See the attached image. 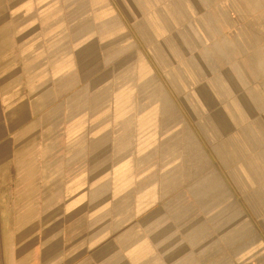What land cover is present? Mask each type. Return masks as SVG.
<instances>
[{"label":"crops","instance_id":"1","mask_svg":"<svg viewBox=\"0 0 264 264\" xmlns=\"http://www.w3.org/2000/svg\"><path fill=\"white\" fill-rule=\"evenodd\" d=\"M2 215L9 264H264V0H0Z\"/></svg>","mask_w":264,"mask_h":264},{"label":"rangeland","instance_id":"2","mask_svg":"<svg viewBox=\"0 0 264 264\" xmlns=\"http://www.w3.org/2000/svg\"><path fill=\"white\" fill-rule=\"evenodd\" d=\"M16 217L2 215L0 217V264H9L7 261L11 254V243L15 242L16 236L19 234L15 230ZM11 238V236H13Z\"/></svg>","mask_w":264,"mask_h":264}]
</instances>
